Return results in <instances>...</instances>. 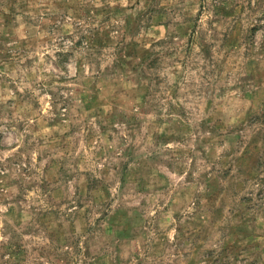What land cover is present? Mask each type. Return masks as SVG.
I'll use <instances>...</instances> for the list:
<instances>
[{
  "label": "rangeland",
  "instance_id": "rangeland-1",
  "mask_svg": "<svg viewBox=\"0 0 264 264\" xmlns=\"http://www.w3.org/2000/svg\"><path fill=\"white\" fill-rule=\"evenodd\" d=\"M0 264H264V0H0Z\"/></svg>",
  "mask_w": 264,
  "mask_h": 264
},
{
  "label": "trees",
  "instance_id": "trees-1",
  "mask_svg": "<svg viewBox=\"0 0 264 264\" xmlns=\"http://www.w3.org/2000/svg\"><path fill=\"white\" fill-rule=\"evenodd\" d=\"M78 46V44H76Z\"/></svg>",
  "mask_w": 264,
  "mask_h": 264
}]
</instances>
